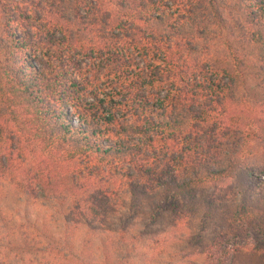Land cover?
<instances>
[{
  "label": "trees",
  "instance_id": "obj_1",
  "mask_svg": "<svg viewBox=\"0 0 264 264\" xmlns=\"http://www.w3.org/2000/svg\"><path fill=\"white\" fill-rule=\"evenodd\" d=\"M0 264H264V0H0Z\"/></svg>",
  "mask_w": 264,
  "mask_h": 264
},
{
  "label": "rangeland",
  "instance_id": "obj_2",
  "mask_svg": "<svg viewBox=\"0 0 264 264\" xmlns=\"http://www.w3.org/2000/svg\"><path fill=\"white\" fill-rule=\"evenodd\" d=\"M43 212V211H42ZM186 230L181 227L177 228H170L168 226H165L164 231L152 234L151 236H148L146 239V242H144L145 245V252H149L150 254L160 253L162 249H168L172 244H187L186 237L184 235ZM213 238V234H210L207 238V242H209ZM256 238L254 236H251L249 239L250 244L255 243ZM243 243L245 242L244 239H242ZM204 242L205 244L207 243ZM162 252V251H161ZM192 253H205L201 252V249H193ZM164 257V256H163Z\"/></svg>",
  "mask_w": 264,
  "mask_h": 264
}]
</instances>
